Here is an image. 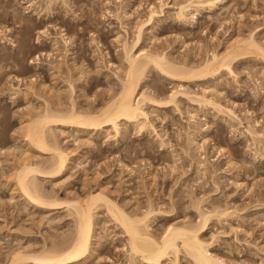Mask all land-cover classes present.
Returning a JSON list of instances; mask_svg holds the SVG:
<instances>
[{"label": "rangeland", "instance_id": "1", "mask_svg": "<svg viewBox=\"0 0 264 264\" xmlns=\"http://www.w3.org/2000/svg\"><path fill=\"white\" fill-rule=\"evenodd\" d=\"M66 1L71 10L52 19L48 15L53 10L47 12L45 0H0V264H9L18 251L58 247L74 228L69 208L60 202L76 197L85 201L99 187L129 214L151 204L156 213L150 218L149 232L157 238L169 224L196 222L197 203L202 210L228 208L229 216H212L203 232L204 239H213L210 252L234 264H264V142L253 143L245 133L253 121L264 132V60L254 53L233 61L234 77L222 71L206 81L178 84L150 69L142 85L153 96H165L181 84L196 94L205 88L206 95L235 112L240 125L178 97V110L145 108L163 146L154 132H138L122 124L116 138L109 128L80 133L72 127L56 128L58 145L73 153L69 165L59 176L37 177L35 182L60 206L35 207L20 197L13 178L17 157L26 148L31 161L48 162L47 154L23 141L22 128L29 117L42 111L45 100L61 111L72 101L79 111L102 107L119 88L116 76L123 72L118 40L124 36L131 43L135 24L145 19L147 6L158 3ZM164 13L165 18L144 30L141 47L163 51L179 63L198 64L250 32L264 43V0H223L214 11H202L185 22L177 21L171 8ZM46 26L51 37H57L59 29L66 30L65 49L60 44L56 52L34 43L38 30ZM203 155L206 171L197 169ZM95 212L93 251L80 264H142L128 256L126 238L105 208L99 205ZM178 262L193 264L182 253Z\"/></svg>", "mask_w": 264, "mask_h": 264}, {"label": "bare ground", "instance_id": "2", "mask_svg": "<svg viewBox=\"0 0 264 264\" xmlns=\"http://www.w3.org/2000/svg\"><path fill=\"white\" fill-rule=\"evenodd\" d=\"M174 1L172 5L168 4L165 0H158L156 5L152 3L149 4L146 9L145 19L137 22L135 28L133 27L135 29L133 41L128 43L124 36L122 39L118 40L121 48V66L123 67L122 76L115 75L119 88L113 92L114 94L111 93L109 95L111 97L108 98V100L106 99L107 101L105 103H102L103 105L98 108L99 110L97 109L94 111L91 109L92 111H79V108L76 109L75 107L76 104L74 105V103H72L73 101L71 102L73 99L70 98L69 103H71L67 106L68 109H66V111H61L59 109L55 110L52 109L45 100L42 111L34 113L32 116L30 115L31 117H29L27 125L25 124L24 126V124H22L24 126L22 128V130L24 129L23 141L25 140L26 145L30 149L41 154H47L48 162H46L47 164L43 163L44 166L46 165L44 167L43 164L41 165V163H37V161H31L27 156L29 149L25 148V151L17 157L16 167L14 168V189L19 191L20 197H22L23 200L35 207L44 206V208L49 207L50 209H55L60 206V203L65 204V206L69 208V212H71V214H69L73 217L74 228L72 234L58 245V247L43 248L39 251H18L13 253L9 264H27L28 262L32 264L83 263L93 251L92 244L96 229L95 210L99 205L105 208L115 225L119 226L121 233L124 234L126 238L124 246H126L128 256L130 258H138L142 264H162L164 260H168L170 264H179L178 258L180 253L184 254L186 258L188 257L189 261L193 264H234L231 261H227L212 254L210 249L213 239L210 241L203 237V232L206 231L210 224L209 221H211L210 219H212V216L216 218L219 216L221 218L227 215L229 216L231 213L227 210L228 208L224 209L219 206L222 208L220 209L213 205L214 207L211 206L209 210L208 208L202 210L203 208L201 209L197 203L196 222L183 221V223L181 222L178 225L169 224L165 227L164 232L160 234L159 238H157L149 232L150 218L156 213H154L151 204H149V206L147 205L148 207L143 211H136L137 213L134 212L129 214L109 198L108 195L105 194V190L102 188L100 189V187L93 193L90 192L87 197H85V201H81V199L77 200L76 197L74 200H69L70 202L65 200L66 202L62 203L64 201L62 200L58 203L55 201L57 198H55L54 195V197H52L51 195L40 192L41 190H39L35 182L37 181V177H57L66 170L69 165L70 153H73L72 151L69 152L67 148H61L58 145L55 140V135L53 134V130L56 128L60 130L65 127H72L77 129V131H83L84 129L100 131L103 130V128H109L113 133V137L116 138L120 135V125L122 124V126L125 125L124 127L132 126L138 132H154L163 146L165 142L161 140V135L153 130L154 127H152V123H150L149 113L146 107L151 106L159 109L176 107L175 109L178 110V106L176 105L178 97H182L187 100V102L199 108H211L218 113L224 114L231 121H235L240 125L241 122L235 112L231 108L218 103L213 97L206 95L205 93L209 90L205 88H203V90L201 89V94H196L192 90H187L185 87L184 89L183 84H181L179 89H172L165 96H153L142 89V85L145 82L144 78L150 69L154 72L156 71V75L164 76L165 79L174 80L177 81V83L186 82V84H193L192 82L195 81L194 79L206 81L208 78L211 77L210 79H212L214 75H218L219 72L221 74L222 71L234 77L232 69L233 61L237 58L240 59V57L246 56L247 53H254L264 60V43L257 40L252 32L248 33V35L246 34L243 38L236 41L234 40V42L232 40L233 43H231L230 46L228 45L227 48L225 46L226 49L224 52L221 51L222 53L220 54L219 52H212L210 53V57L208 56L194 65L189 63V65H187V63L184 62L179 63L176 60L175 62L172 58L169 59V56L163 51L151 52V50L148 51L149 49L146 50V48H142L141 40L144 30L154 26L156 20L159 21L165 18L164 11L167 8L173 10V16L177 21L185 22L187 17L193 19L202 11H214V8L222 4L223 0ZM45 2L49 5L47 6V12L49 13L50 9L53 10V12L50 11L51 14L48 15V18H59L62 12L66 14V11L71 10V6L66 0H45ZM116 2L120 5L121 0H116ZM36 14L38 15L37 12ZM39 16L40 15H38V17ZM116 16L120 18L119 15L116 14ZM47 27L48 26L43 30H38L34 43L37 46L47 47L50 48L51 51L56 52H58L60 44V47L65 49L69 44V40L66 37V30L59 29L56 34L57 37H51V35L48 34ZM55 28L57 29V27ZM124 33L126 36V31ZM0 34H2L1 31ZM42 36L45 37V41H42ZM2 38L0 35V42H2ZM52 54L53 53H51V55ZM47 55L49 56V53ZM58 56H60V54H58ZM35 59H40L39 55L35 56ZM30 62L33 63V61ZM234 62L236 63V61ZM117 73L119 72L117 71ZM153 85H155L153 86L154 88L158 89L156 83ZM145 108L147 110H145ZM254 124H256V121L247 124L245 133L250 136V139L254 141L253 143H262L264 142V132L256 129ZM201 146H203V144L198 147L200 148ZM206 163L207 161L203 155V158L197 161V169L206 171ZM211 237L213 238V236Z\"/></svg>", "mask_w": 264, "mask_h": 264}]
</instances>
